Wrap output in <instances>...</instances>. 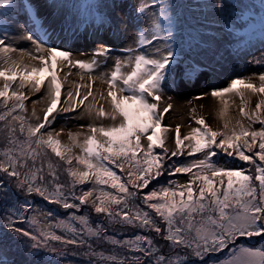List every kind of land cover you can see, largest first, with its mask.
Masks as SVG:
<instances>
[{"label":"snow or ice","instance_id":"snow-or-ice-1","mask_svg":"<svg viewBox=\"0 0 264 264\" xmlns=\"http://www.w3.org/2000/svg\"><path fill=\"white\" fill-rule=\"evenodd\" d=\"M0 264H264V0H0Z\"/></svg>","mask_w":264,"mask_h":264},{"label":"rangeland","instance_id":"rangeland-1","mask_svg":"<svg viewBox=\"0 0 264 264\" xmlns=\"http://www.w3.org/2000/svg\"><path fill=\"white\" fill-rule=\"evenodd\" d=\"M72 71L73 73H75L77 70L73 69ZM246 72H247V66L239 65L233 69L232 74L244 75L246 74ZM70 79L79 80V77L73 75L70 77ZM228 79H229L228 76H223L220 78V81H218V83H220L221 86H226V82ZM85 80H87V77H85ZM99 85H100L99 81L94 83L93 90L95 91V87H99ZM83 91L84 89H82V92ZM173 95H174V99H173L174 106L170 110V112L166 114L164 123L171 124L172 126L180 124L182 134L189 130V128L186 127V125L188 124L194 125V121H192L191 113H190V108L192 106H198L201 104L204 105L203 109L198 108V113L204 115L206 123H208L209 125L215 127L217 124L222 123V121L218 116V109L220 107L218 100L208 97H205L204 99H200V100L194 99V97L198 95V91H194L189 95H176V94ZM32 98L34 99L35 96H33ZM225 98L228 99V108L225 114V119L238 118L239 97H236L233 94L229 93L226 94ZM233 100H235V103H233ZM189 101H191V104L189 103ZM85 103L87 104V101ZM163 104L164 102L162 101L161 106H163ZM81 123H83V121H81ZM69 126H71V124ZM256 127H259V125H256Z\"/></svg>","mask_w":264,"mask_h":264},{"label":"bare ground","instance_id":"bare-ground-1","mask_svg":"<svg viewBox=\"0 0 264 264\" xmlns=\"http://www.w3.org/2000/svg\"><path fill=\"white\" fill-rule=\"evenodd\" d=\"M97 87H95V90H96Z\"/></svg>","mask_w":264,"mask_h":264}]
</instances>
